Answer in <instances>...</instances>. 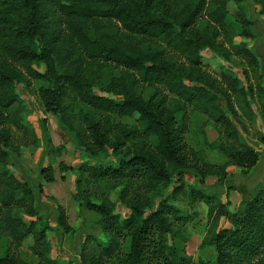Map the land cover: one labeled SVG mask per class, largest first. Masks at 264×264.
Listing matches in <instances>:
<instances>
[{"label": "trees", "instance_id": "16d2710c", "mask_svg": "<svg viewBox=\"0 0 264 264\" xmlns=\"http://www.w3.org/2000/svg\"><path fill=\"white\" fill-rule=\"evenodd\" d=\"M253 1L264 15V0ZM236 37H257L246 0H0V264H75L53 254V227L39 213L30 182L10 166L18 140L41 142L17 90V82L30 84L23 69L44 82V110L58 115L90 156L77 167L58 165L75 172L72 198L79 208L99 216L100 234L85 235L78 264H264V184L231 211L220 194L185 180L188 168L202 180L224 177L229 165L247 175L260 160L242 135L258 117V91L264 111V74L249 43ZM204 51L225 61L235 57L242 73L216 72L203 61ZM100 84L112 95L98 93ZM146 88L153 92L144 94ZM193 113L205 118H195V131L226 157L223 165L193 162L187 140ZM135 114L134 124L123 121ZM208 126L218 132L213 140ZM256 139L264 144L262 130ZM103 154L115 160L96 161ZM55 172L48 164L41 175L52 183ZM104 180L125 185L122 208L90 191L89 184ZM174 183L167 197L148 195ZM180 192L208 204L199 249L212 250L213 260L196 261L188 251L190 215L173 203ZM54 203L59 225L72 229L64 206ZM28 237L34 242L25 258L18 251Z\"/></svg>", "mask_w": 264, "mask_h": 264}, {"label": "rangeland", "instance_id": "374dc122", "mask_svg": "<svg viewBox=\"0 0 264 264\" xmlns=\"http://www.w3.org/2000/svg\"><path fill=\"white\" fill-rule=\"evenodd\" d=\"M246 2L250 17L254 21L257 37L254 40L236 37L235 42L247 41L258 56L260 64L264 69V15L259 14V6L253 0H246ZM229 9L231 12H235L237 5L234 2H230ZM203 61L216 72L225 69L227 71H236L239 74L242 73L241 62L235 57L230 61H225L213 52L204 51ZM35 67L42 72L45 70L44 64H36ZM263 69L262 71H264ZM23 72L30 80L28 86L23 82H17V90L26 105L23 114H25L29 126L35 131L41 142L39 144H24L21 139L18 140L17 146L19 152H15L12 149L9 150L10 166L20 178L30 182L35 193V204L39 213L43 217L48 218L53 227V230L48 235L53 246V254L64 260H73L74 257L78 256L81 242L87 233L100 234L99 216L86 208H79L78 203L72 198V193L75 190V172L69 170L63 172L59 169L58 165L60 161H63L67 165L77 167L83 161H89L90 156L80 145L75 133L62 123L59 116L47 113L44 110L39 97V89L44 85V82L40 79L31 78L25 69H23ZM261 84L264 86V79ZM100 85L96 89L98 93L112 95L105 92L102 89V84ZM152 92V88H146L144 94ZM259 95L258 91L254 96V106L259 113L258 117L255 123H251V129L247 134L242 135V139L245 142L252 143L260 152L262 151V160L256 166L255 174L251 177L243 175L240 168L229 165L226 168L224 177L210 175L205 180H202L196 169L188 168L186 171L185 180L187 184H192L196 188L203 189L209 193L220 194L222 200L228 202L231 211L237 210L243 198L249 199L253 191L261 186L264 181V170L259 174L261 163L264 159V144L256 139L257 130L260 129L264 132V111L261 107L263 102ZM77 111H79L78 106L76 108ZM194 114L197 113L192 114L193 130L187 134L188 146L191 150L193 162L197 163L199 161L202 163L205 160L211 164L223 165L226 157L218 150L209 148L204 142L205 136L196 133L195 123L197 119L200 122L201 119L205 118ZM137 117L138 115L135 114L133 117L124 118L123 121L134 124ZM206 128L208 135L206 137L209 140H213L218 136L215 127L208 126ZM114 160V157L106 154L96 159V161L101 163H109ZM48 164L53 165L56 169V179L52 183L45 182L41 175L43 167ZM63 176L64 179H62ZM40 184L43 186V192L39 191ZM249 184H252L250 192L245 188V185ZM175 185L174 183L166 189L153 190L148 195L163 194L162 197H167L173 193ZM124 186L117 181L104 180L89 184V189L95 196L99 197L103 194L108 196L110 200L117 203L118 209H120L122 206L118 203V195ZM55 200L64 206L66 213L68 211L67 221L69 222L70 219L72 229L65 230L57 222L59 212L55 207ZM173 203L190 215V220L187 224V230L191 235L188 251L194 256L196 261H198L200 256L204 260H207L208 257L213 260L214 254L212 250H207L205 253L199 249V245L207 229L208 204L203 201L192 203L186 192L178 193V199L174 200ZM221 224L227 225L228 223L222 220ZM33 242L32 237H28L23 242L22 247L18 251L22 257H31L32 253L29 247ZM74 263L78 264V261L74 260ZM197 264H200V262L198 261Z\"/></svg>", "mask_w": 264, "mask_h": 264}, {"label": "crops", "instance_id": "0c3cea01", "mask_svg": "<svg viewBox=\"0 0 264 264\" xmlns=\"http://www.w3.org/2000/svg\"><path fill=\"white\" fill-rule=\"evenodd\" d=\"M262 69H263V67H262ZM264 70V69H263ZM264 72V71H263ZM262 160V151L260 152V160H259V162H258V164L260 163V161ZM257 164V165H258ZM256 165V166H257ZM256 166H255V168L249 173V174H247L246 176H249V177H251L253 174H255V171H256ZM264 170V159H263V161H262V163H261V169L259 170V174L262 172ZM263 184H264V181H263V183H262V185L261 186H259L258 188H256L254 191H253V193H252V195H251V197L250 198H252V196H254V194L258 191V189L260 188V187H262L263 186ZM250 185V186H249ZM249 185H245V188L247 189V191H249L250 192V190H251V188H252V184H249ZM249 198V199H250ZM243 200H248L247 198H243ZM75 202V201H74ZM68 214V211H67V213H66V215ZM69 225L70 226H72V224H71V222H70V219H69ZM83 241V240H82ZM78 256H79V253H78ZM78 256L77 257H74L73 258V260H77L78 261ZM68 260V259H67Z\"/></svg>", "mask_w": 264, "mask_h": 264}]
</instances>
